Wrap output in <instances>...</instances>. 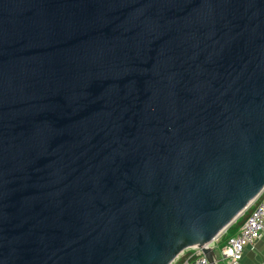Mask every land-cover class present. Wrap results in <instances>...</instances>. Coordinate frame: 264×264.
<instances>
[{
	"label": "water",
	"instance_id": "95a60500",
	"mask_svg": "<svg viewBox=\"0 0 264 264\" xmlns=\"http://www.w3.org/2000/svg\"><path fill=\"white\" fill-rule=\"evenodd\" d=\"M264 188V0H0V264H170Z\"/></svg>",
	"mask_w": 264,
	"mask_h": 264
},
{
	"label": "built area",
	"instance_id": "2783aa9c",
	"mask_svg": "<svg viewBox=\"0 0 264 264\" xmlns=\"http://www.w3.org/2000/svg\"><path fill=\"white\" fill-rule=\"evenodd\" d=\"M247 215L238 232L227 238L220 247L216 245L217 239L212 243L213 248L219 249L220 261L227 264H237L242 258L247 246H252L264 234V188L241 214ZM183 256V259L180 258ZM170 264H209L199 248H188L183 251Z\"/></svg>",
	"mask_w": 264,
	"mask_h": 264
},
{
	"label": "crops",
	"instance_id": "0c3cea01",
	"mask_svg": "<svg viewBox=\"0 0 264 264\" xmlns=\"http://www.w3.org/2000/svg\"><path fill=\"white\" fill-rule=\"evenodd\" d=\"M222 235L219 236L218 240L215 242L218 247L222 246L225 242L223 241L221 243V239H223ZM223 264L227 263L223 261ZM237 264H264V234H262L261 237L256 240V242L252 246H247L244 249L242 258L238 261Z\"/></svg>",
	"mask_w": 264,
	"mask_h": 264
},
{
	"label": "trees",
	"instance_id": "16d2710c",
	"mask_svg": "<svg viewBox=\"0 0 264 264\" xmlns=\"http://www.w3.org/2000/svg\"><path fill=\"white\" fill-rule=\"evenodd\" d=\"M246 215H247V212H245V214L239 216V217L236 219V221H235L234 223H232V224L228 227V229H227V230L224 232V234L222 235V236H223V237H222L223 239H221V243H222L223 241H226L227 238H229L230 236L235 235V234L238 232V230H239L241 224L243 223V221H244ZM181 259H183V256L180 258V260H181Z\"/></svg>",
	"mask_w": 264,
	"mask_h": 264
},
{
	"label": "rangeland",
	"instance_id": "374dc122",
	"mask_svg": "<svg viewBox=\"0 0 264 264\" xmlns=\"http://www.w3.org/2000/svg\"><path fill=\"white\" fill-rule=\"evenodd\" d=\"M223 233H224V232H222L219 236H221ZM219 236L216 238L217 240H218ZM184 251H185V250H184ZM215 252H216L217 256L219 257V259H221V258H220L221 254H220L219 249H216ZM219 264H223V261H222V262L220 261Z\"/></svg>",
	"mask_w": 264,
	"mask_h": 264
}]
</instances>
